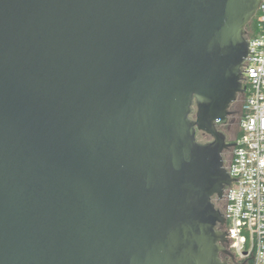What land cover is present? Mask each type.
Masks as SVG:
<instances>
[{
	"label": "water",
	"instance_id": "obj_1",
	"mask_svg": "<svg viewBox=\"0 0 264 264\" xmlns=\"http://www.w3.org/2000/svg\"><path fill=\"white\" fill-rule=\"evenodd\" d=\"M259 3L0 0V264H235L218 127Z\"/></svg>",
	"mask_w": 264,
	"mask_h": 264
},
{
	"label": "built area",
	"instance_id": "obj_2",
	"mask_svg": "<svg viewBox=\"0 0 264 264\" xmlns=\"http://www.w3.org/2000/svg\"><path fill=\"white\" fill-rule=\"evenodd\" d=\"M255 31L247 36L248 54L240 82L245 90L240 135L227 164L232 178L224 187L225 242L238 259L264 264V0L255 13Z\"/></svg>",
	"mask_w": 264,
	"mask_h": 264
},
{
	"label": "flooded vegetation",
	"instance_id": "obj_3",
	"mask_svg": "<svg viewBox=\"0 0 264 264\" xmlns=\"http://www.w3.org/2000/svg\"><path fill=\"white\" fill-rule=\"evenodd\" d=\"M245 31H246V37L251 35V33L254 31V21L253 20H251L245 26ZM229 110H230V114L227 117V122L223 125H220L218 127V129H220L225 134V136H226L225 140H226V143L228 144L227 147L223 149L222 155L226 153L228 155L229 160H230L232 157V154H233L235 141L241 133V130L239 127V117H240L241 112H242V103H240V101H239L236 103V105L234 107L231 108V106H229ZM198 132H200V131H198ZM201 133L205 134L203 132H201ZM210 140H212V137ZM221 201L223 202L222 199H217L216 197H214V203H215L216 207L222 211V206H219V202H221ZM218 228L225 231L226 221L223 225H218ZM224 245L227 248L226 244H224ZM229 251L233 254V252L231 250H229ZM221 258L224 260L225 259L228 260L229 263H235V264H248L249 260L251 259L249 257L238 259L234 256V254H233V257L225 255V254H221Z\"/></svg>",
	"mask_w": 264,
	"mask_h": 264
},
{
	"label": "rangeland",
	"instance_id": "obj_4",
	"mask_svg": "<svg viewBox=\"0 0 264 264\" xmlns=\"http://www.w3.org/2000/svg\"><path fill=\"white\" fill-rule=\"evenodd\" d=\"M255 20V17L253 18ZM255 31V27H254ZM243 103V98L237 95L236 100L230 104L231 108L236 105L237 102ZM211 137L208 134H202L201 132H197V140L201 142H207L210 141ZM224 164H227L229 162L228 155L225 153L223 154ZM214 200V199H213ZM223 202H219V206H222Z\"/></svg>",
	"mask_w": 264,
	"mask_h": 264
},
{
	"label": "trees",
	"instance_id": "obj_5",
	"mask_svg": "<svg viewBox=\"0 0 264 264\" xmlns=\"http://www.w3.org/2000/svg\"><path fill=\"white\" fill-rule=\"evenodd\" d=\"M253 21H254V24H255V20L254 19H252ZM248 264H251V259L249 260V263Z\"/></svg>",
	"mask_w": 264,
	"mask_h": 264
}]
</instances>
